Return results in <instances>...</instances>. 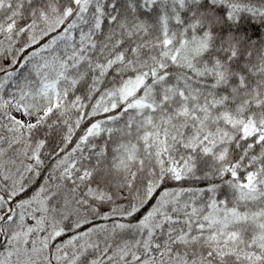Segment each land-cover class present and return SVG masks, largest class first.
<instances>
[{
	"label": "snow or ice",
	"instance_id": "obj_1",
	"mask_svg": "<svg viewBox=\"0 0 264 264\" xmlns=\"http://www.w3.org/2000/svg\"><path fill=\"white\" fill-rule=\"evenodd\" d=\"M0 264H264V0H0Z\"/></svg>",
	"mask_w": 264,
	"mask_h": 264
}]
</instances>
